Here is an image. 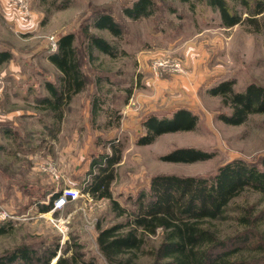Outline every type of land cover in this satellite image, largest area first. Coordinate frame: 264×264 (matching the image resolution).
Instances as JSON below:
<instances>
[{
	"label": "rangeland",
	"instance_id": "374dc122",
	"mask_svg": "<svg viewBox=\"0 0 264 264\" xmlns=\"http://www.w3.org/2000/svg\"><path fill=\"white\" fill-rule=\"evenodd\" d=\"M132 1L28 0L30 17L25 19L0 0V52L10 53L0 62V207L12 215L0 219V225L10 221L0 233V254L19 244L40 250L57 246L54 263L78 243L96 264H111L98 249L96 228L124 221V216L115 215L107 198L91 196L88 185L98 171L91 162L111 155L113 148L119 150L120 162L113 167L109 190L126 209L156 174L210 176L227 161L258 162L264 154V113L227 124L218 114L230 109L220 95L208 92L224 80H233L235 91L250 82L264 84V28L246 22L224 27L217 11L201 6L192 11L177 0H156L155 14L134 20L122 10ZM172 6L176 11L170 12ZM101 9L119 20L122 35L92 26L88 30L115 48L113 56L97 48L90 52L83 35ZM66 33L74 34L84 83L53 110L40 103L49 95L45 82L60 83V72L47 58L58 50V44L50 48V37L58 43ZM154 61L166 68L154 69ZM176 64L181 71L170 70ZM179 108L196 116L193 129L138 142L146 117L170 116ZM178 147L198 148L212 157L193 162L161 158ZM67 190L78 194L59 207H54V197L50 209L39 210L55 193ZM242 200L260 205L257 209L264 203L251 191ZM234 225L230 220L220 227L228 234ZM258 233L264 239V225ZM159 240L147 236L138 251L118 258L124 264H152V248ZM255 242L254 237L248 240Z\"/></svg>",
	"mask_w": 264,
	"mask_h": 264
},
{
	"label": "trees",
	"instance_id": "16d2710c",
	"mask_svg": "<svg viewBox=\"0 0 264 264\" xmlns=\"http://www.w3.org/2000/svg\"><path fill=\"white\" fill-rule=\"evenodd\" d=\"M169 2L168 0H161ZM187 3L193 11L198 6L210 8L219 14L220 24L231 27L246 22L259 30L264 28V0H177ZM176 11L175 7L168 8ZM130 19L150 17L157 10L156 0H133L123 7ZM243 15L244 18H243ZM89 24V25H88ZM83 35L87 48H93L113 56L115 48L102 36L90 32L89 26L106 29L112 35H122V25L110 12L103 9L94 12ZM74 34L66 33L58 40V50L47 56L60 72L59 84L45 82L49 92L40 103L49 109L58 110L73 94L81 90L84 79L73 46ZM10 53L0 52V62L6 61ZM208 92L220 95L228 106V113L218 114L227 124L243 123L252 113H264V84L248 83L242 90L235 91L233 80H224L211 87ZM196 116L188 109L179 108L170 116L157 117L153 114L143 122L145 134L140 144L152 142L154 137L165 132L191 130ZM111 155L104 154L91 162L98 171L92 175L89 193L95 198L105 197L116 216H124L106 227L97 225L96 243L100 253L111 264H124L118 258L128 251H138L147 236H160L157 246L152 248V264H264V239L258 231L264 225V203L257 209L256 203L238 201L244 193L259 194L264 202V154L258 162L235 158L221 164L210 176H181L156 174L151 177L147 190H142L133 199L130 209L113 199L109 190L113 167L120 162L119 150L113 148ZM212 157V153L194 147H178L161 158L174 162H193ZM91 172V171H90ZM40 205V211L52 207V200ZM259 204V202H258ZM231 212H236L232 215ZM233 221L231 233H224L223 223ZM10 221L0 225V233L6 231ZM255 238L252 245L248 240ZM260 242L257 239H260ZM259 242V243H258ZM258 243V244H257ZM70 255L61 254L54 263L57 246L44 250L38 246L19 244L0 254V264H96L93 257H85L79 244ZM253 261V262H251ZM126 263V262H125Z\"/></svg>",
	"mask_w": 264,
	"mask_h": 264
},
{
	"label": "built area",
	"instance_id": "2783aa9c",
	"mask_svg": "<svg viewBox=\"0 0 264 264\" xmlns=\"http://www.w3.org/2000/svg\"><path fill=\"white\" fill-rule=\"evenodd\" d=\"M8 5L11 8H14V10L16 11V13L22 17H24L25 19H28L30 17V13L28 11V0H7ZM50 48L52 50H55L57 48V42L53 37H50ZM179 65H172L170 66V70L173 71H181V69L178 67ZM152 67L154 69H164L166 68L165 63H163L162 61H154L152 64ZM75 194L77 195L78 192L77 191H72V190H67V192L63 193V194H59L54 200V207L56 206H60L62 204H64L67 200V198L69 197H74ZM6 218H12V215L6 211L5 209L0 207V219H6Z\"/></svg>",
	"mask_w": 264,
	"mask_h": 264
},
{
	"label": "water",
	"instance_id": "95a60500",
	"mask_svg": "<svg viewBox=\"0 0 264 264\" xmlns=\"http://www.w3.org/2000/svg\"><path fill=\"white\" fill-rule=\"evenodd\" d=\"M53 262H55V261H53Z\"/></svg>",
	"mask_w": 264,
	"mask_h": 264
}]
</instances>
